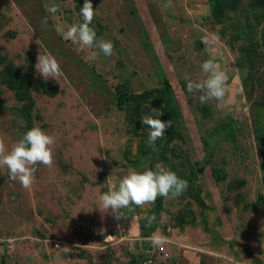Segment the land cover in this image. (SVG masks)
<instances>
[{
	"label": "rangeland",
	"instance_id": "1",
	"mask_svg": "<svg viewBox=\"0 0 264 264\" xmlns=\"http://www.w3.org/2000/svg\"><path fill=\"white\" fill-rule=\"evenodd\" d=\"M90 2L97 43L114 45L113 55L100 53L95 60L87 57L98 48L78 52L57 32L59 26L82 22L84 0H0V139L9 150L28 131L20 116L28 104L21 105L4 85V66L31 69L34 79L42 78L35 70L37 56L51 54L64 73L48 77L57 84L54 96L31 93L33 127L55 139L52 166L37 165L30 189L10 180L8 170L0 167V262L264 264V201L256 202L264 194V138H257L255 124L264 86H255L251 99L244 93L251 74L262 79V69L250 68V62L243 63L244 71L236 66L241 44L263 49L264 0H236L217 10L214 24L207 0ZM55 5L59 11L52 14L48 9ZM156 57L172 84L189 137L171 146L177 156L167 161V169L174 167L178 177L182 169L183 179L197 171L198 181L179 197L164 200L152 222L158 228L145 241L139 224L152 204L120 209L123 218L116 219L115 211L102 207L100 196L117 188L132 170L140 171L132 163L141 164L143 171L164 163L147 159L152 150L148 132L137 127L154 107L149 96L160 87ZM206 60L226 73L223 101L201 103L203 93L187 90L189 80L208 78L201 68ZM118 88L130 102L119 103ZM219 119L220 126L234 119L232 137L226 130L212 133ZM260 119L264 122V115ZM213 167L222 169L224 181L214 180ZM194 193L205 208L190 199ZM180 210L196 215L181 231L172 223ZM158 236L164 242L153 245Z\"/></svg>",
	"mask_w": 264,
	"mask_h": 264
},
{
	"label": "clouds",
	"instance_id": "2",
	"mask_svg": "<svg viewBox=\"0 0 264 264\" xmlns=\"http://www.w3.org/2000/svg\"><path fill=\"white\" fill-rule=\"evenodd\" d=\"M169 6L168 4L164 5L165 8ZM48 11L55 14L59 11V6H52ZM80 15L82 17L81 23L70 24L66 28L59 26L57 32L65 41L77 45L76 50L78 52L98 48L99 52L92 51L87 57L88 60H95L100 53L104 56L113 55V43L104 40L97 43L96 31L90 27L95 17V10H93L90 0H84L83 7L80 8ZM201 68L204 73L208 74V78L199 83H193L189 80L187 90L203 93L199 97L201 103L209 99L223 101L227 80L226 73L220 69L219 64L214 60L204 61ZM35 70L43 79L64 76L58 61L51 54L38 55ZM152 111L157 113V116H144L141 118V123L146 125L149 130L147 143L155 151L157 140L165 138V132L172 128V121H162L159 117L163 115V112L155 109ZM54 144V137L46 134L39 127L28 130L12 146L11 150L0 139V167H5L8 170L10 180L19 182L24 189H30L35 182L37 165L52 166L54 155L52 146ZM187 187L188 182L186 180L178 177L175 172L157 165L155 170L148 168L142 172L132 170L123 177L117 188L101 194L100 201L105 210L115 211L117 213L114 215L115 218L121 219L123 216L119 214L120 209L154 204L158 197L174 199L185 192ZM146 219L150 225L155 217L149 216ZM164 239V237L158 236L152 239V243L153 245H160Z\"/></svg>",
	"mask_w": 264,
	"mask_h": 264
},
{
	"label": "trees",
	"instance_id": "3",
	"mask_svg": "<svg viewBox=\"0 0 264 264\" xmlns=\"http://www.w3.org/2000/svg\"><path fill=\"white\" fill-rule=\"evenodd\" d=\"M234 1L236 0H207L208 7H209V12H210V17L209 19L211 22L214 24L218 20L215 17V14L217 10L224 11L226 8V5L228 7L234 6ZM259 1V0H257ZM243 29V28H242ZM246 32L243 29V33ZM244 37V36H243ZM237 54L239 56L238 61H237V67H241L242 71H244V66L248 65L250 62V68L258 65L259 68L262 69V79L258 80L256 79L255 75L251 74V77L248 78V83H250L251 87L248 88L247 84H244L245 87V94L247 98L251 99L255 92H254V87L257 85H263L264 86V44H263V49L262 51H259L258 48L254 44H241L237 48ZM262 54V55H261ZM0 64H1V58H0ZM156 68L157 72L161 75V78L159 79V89L158 93L156 96H149L154 107L152 109H160L161 112H163V115L159 117L162 121H172V128L171 131L168 134H165L164 139H160L163 142L161 144L156 145V150L154 151L152 147H149L148 149H152L151 151L149 150V153L147 155V159L150 161H156L158 163L164 162L161 166L165 167L167 165V161L169 159L175 158L177 155L175 153L174 149H171V146H173L175 143H186L189 141V137L186 133V125L183 121L182 118V113L179 109L177 100H176V95L174 92V89L172 87V84L170 80L166 77L165 73L162 70V66L160 64V61L156 57ZM2 75H3V83L4 85L14 92V95L17 99V101L21 105H26L24 106L25 110L23 108L22 112H20V116L22 118V121L24 123V128L23 130H30L33 128V119L31 118L30 111H31V93L34 91L36 93H42L46 94L48 96H54L57 92V84L56 81L52 78L48 79H43V78H38L34 79V74L31 69L24 70L22 68H18L13 66V64H6L2 70ZM182 83V82H181ZM183 86L186 88L185 83H182ZM117 90V96L118 99L120 100L119 103L121 104H126V102L129 101V96H127L126 92L122 88H118ZM143 100V97L142 99ZM264 100V98H263ZM142 105V102H139L136 106V108H140ZM189 106L192 108V103L189 100ZM206 105H203L204 107ZM152 109L149 112V115L152 113ZM256 115H257V120L255 121L256 124V129H257V138H264V122L260 119L262 115H264V102L259 105V109L256 110ZM203 117H207V112L202 113ZM209 117V116H208ZM128 120L132 121V114L128 112L127 114ZM134 121V119H133ZM135 122V121H134ZM223 122V119H219L217 121V128L212 132H219V131H224L226 130L227 132L230 133V136L232 137L234 134V127L236 122L233 120H230L229 122L225 123L224 126H220V123ZM136 124V123H135ZM140 123L137 124L138 128H141L145 132H148L149 130L146 128L147 126L142 125L141 127L139 126ZM167 147H170V149H167ZM137 151L140 154V157L142 158L141 150H140V145L137 146ZM137 155H134V157ZM168 155V157H166ZM174 155V156H173ZM176 155V156H175ZM140 158V159H141ZM133 166H139L140 171L142 172V166L141 164L134 162L132 163ZM169 165V164H168ZM183 167V165H182ZM171 171L175 172L174 167L170 169ZM197 172V171H196ZM196 172L188 173L184 180L188 182V184L192 182H197L198 181V176ZM181 174L180 178L183 179L184 177V172L181 169ZM212 177L214 178L215 181L221 182L224 181L226 176L224 175V172L220 168L213 167L212 172H211ZM190 178V179H189ZM189 179V180H188ZM262 183L264 184V177L262 179ZM196 196V197H195ZM190 199L195 202L200 208H205V203L203 200L200 198L199 195H196L194 193L193 195L190 196ZM165 198L163 197H158L155 201L154 204H152V208L148 211L147 216L144 218L143 222L139 224V229H140V238L142 240H145L150 238L152 234L154 233L157 228L155 227L154 223L152 225L148 224L147 222V217L149 216H154L155 218H159V215L161 211L163 210V202ZM258 201H264V194H260L256 200ZM159 220V219H158ZM196 221V215H191V212H186L184 210H180L179 213L175 214L172 216V223L176 229L179 231L183 230L185 225L190 223L191 221ZM147 249V248H145ZM0 264H5V262L2 261ZM256 264H262L261 262H257Z\"/></svg>",
	"mask_w": 264,
	"mask_h": 264
},
{
	"label": "bare ground",
	"instance_id": "4",
	"mask_svg": "<svg viewBox=\"0 0 264 264\" xmlns=\"http://www.w3.org/2000/svg\"><path fill=\"white\" fill-rule=\"evenodd\" d=\"M223 47V46H222ZM175 162V161H174ZM172 163H173V161H172ZM172 165H174V164H172ZM175 166V165H174ZM166 168H167V165H166ZM171 168V167H170ZM184 168V167H183ZM177 171V170H176ZM180 173V172H179Z\"/></svg>",
	"mask_w": 264,
	"mask_h": 264
}]
</instances>
